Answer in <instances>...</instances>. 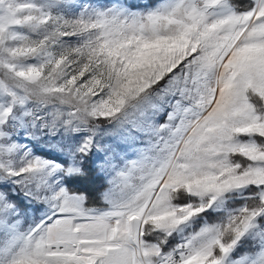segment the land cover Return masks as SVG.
Instances as JSON below:
<instances>
[{"label": "snow or ice", "instance_id": "6c2138e0", "mask_svg": "<svg viewBox=\"0 0 264 264\" xmlns=\"http://www.w3.org/2000/svg\"><path fill=\"white\" fill-rule=\"evenodd\" d=\"M0 264H264V0H0Z\"/></svg>", "mask_w": 264, "mask_h": 264}]
</instances>
